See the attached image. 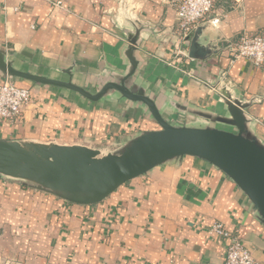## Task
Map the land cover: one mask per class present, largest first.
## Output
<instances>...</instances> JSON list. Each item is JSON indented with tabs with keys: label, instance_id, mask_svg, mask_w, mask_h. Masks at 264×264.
Masks as SVG:
<instances>
[{
	"label": "crops",
	"instance_id": "crops-1",
	"mask_svg": "<svg viewBox=\"0 0 264 264\" xmlns=\"http://www.w3.org/2000/svg\"><path fill=\"white\" fill-rule=\"evenodd\" d=\"M173 2L0 0V52L15 70L91 93L129 73L132 61L127 86L151 98L167 122L236 132L226 121L225 85L243 107L246 136L264 147V63L232 62L226 49L242 33L264 36V0L216 2L219 26L198 35L213 50L204 59L188 57ZM7 77L30 88L32 101L18 119L0 120V140L82 145L104 155L159 129L144 105L118 92L90 101L0 70V84ZM213 221L264 262V224L252 203L195 156L168 160L89 205L0 175V264H223L225 241L208 232Z\"/></svg>",
	"mask_w": 264,
	"mask_h": 264
},
{
	"label": "water",
	"instance_id": "water-1",
	"mask_svg": "<svg viewBox=\"0 0 264 264\" xmlns=\"http://www.w3.org/2000/svg\"><path fill=\"white\" fill-rule=\"evenodd\" d=\"M205 26H198L189 37L188 57L204 59L213 53L198 41ZM132 70L117 81L103 84L95 93L73 84L15 70L0 52V70L9 76L49 84L77 92L98 101L108 92L146 107L159 129L141 132L116 153L100 155L82 145L41 144L0 140V175L14 182L31 184L77 204H95L120 185L175 158L195 156L221 170L247 196L264 224V147L246 136L243 107L219 90L227 102L226 120L236 132L216 128L174 126L160 114L148 96L127 86Z\"/></svg>",
	"mask_w": 264,
	"mask_h": 264
},
{
	"label": "built area",
	"instance_id": "built-area-1",
	"mask_svg": "<svg viewBox=\"0 0 264 264\" xmlns=\"http://www.w3.org/2000/svg\"><path fill=\"white\" fill-rule=\"evenodd\" d=\"M218 1L221 5L227 2V0H174L175 19L182 41H189V37L198 26L209 25L215 28L219 26L222 16L221 12L216 11L215 4ZM59 3L54 4L60 5ZM226 49L232 62L247 59L254 67H260L264 63L263 35L242 33L236 42H228ZM31 101L30 88L19 87L7 77L0 84V120L18 119L22 109ZM208 232L225 241L223 264H264L255 260L243 240L227 229L221 221L210 223Z\"/></svg>",
	"mask_w": 264,
	"mask_h": 264
}]
</instances>
